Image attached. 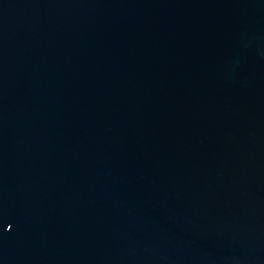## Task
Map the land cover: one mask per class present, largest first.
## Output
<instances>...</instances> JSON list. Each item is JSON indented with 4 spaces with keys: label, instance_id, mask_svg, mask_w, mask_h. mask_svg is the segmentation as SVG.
Wrapping results in <instances>:
<instances>
[{
    "label": "water",
    "instance_id": "1",
    "mask_svg": "<svg viewBox=\"0 0 264 264\" xmlns=\"http://www.w3.org/2000/svg\"><path fill=\"white\" fill-rule=\"evenodd\" d=\"M0 264H264V0H0Z\"/></svg>",
    "mask_w": 264,
    "mask_h": 264
}]
</instances>
